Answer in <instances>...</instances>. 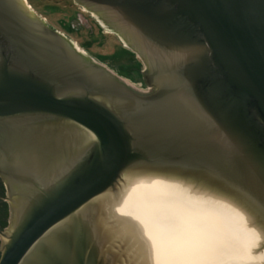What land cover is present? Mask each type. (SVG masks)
Here are the masks:
<instances>
[{
	"label": "water",
	"instance_id": "95a60500",
	"mask_svg": "<svg viewBox=\"0 0 264 264\" xmlns=\"http://www.w3.org/2000/svg\"><path fill=\"white\" fill-rule=\"evenodd\" d=\"M148 90L0 0V264H264V0H74Z\"/></svg>",
	"mask_w": 264,
	"mask_h": 264
},
{
	"label": "rangeland",
	"instance_id": "374dc122",
	"mask_svg": "<svg viewBox=\"0 0 264 264\" xmlns=\"http://www.w3.org/2000/svg\"><path fill=\"white\" fill-rule=\"evenodd\" d=\"M27 1L39 16L76 42L92 58L132 83L143 80L137 66L142 64L143 70L144 65L136 53L123 44L114 32L105 30L89 11L81 8L74 0ZM123 73H129L135 79ZM8 221L9 214L7 221L0 218V229L7 228Z\"/></svg>",
	"mask_w": 264,
	"mask_h": 264
},
{
	"label": "flooded vegetation",
	"instance_id": "af4514ba",
	"mask_svg": "<svg viewBox=\"0 0 264 264\" xmlns=\"http://www.w3.org/2000/svg\"><path fill=\"white\" fill-rule=\"evenodd\" d=\"M27 3H28V1H27ZM29 4V3H28ZM30 6H31V4H30ZM32 7V6H31ZM76 43V42H75ZM134 52V51H133ZM137 55V54H136ZM141 72H142V70H141ZM142 76H143V74H142ZM137 87H139V88H141V89H144V90H148L149 88H148V86L146 85V81H145V79H144V76H143V81L142 82H133ZM4 190V191H3ZM7 193H6V186H5V183H4V181H3V179H2V177L0 176V201L1 202H7L5 199H4V196L6 195ZM7 204H8V202H7ZM8 208H9V204H8ZM9 214V213H8ZM0 227H2L1 225H0Z\"/></svg>",
	"mask_w": 264,
	"mask_h": 264
},
{
	"label": "trees",
	"instance_id": "16d2710c",
	"mask_svg": "<svg viewBox=\"0 0 264 264\" xmlns=\"http://www.w3.org/2000/svg\"><path fill=\"white\" fill-rule=\"evenodd\" d=\"M141 69H142V64H138L137 70L139 73H141ZM119 72H122V71H119ZM123 74L129 78L135 79V77L133 75H130L129 73H123ZM142 81L143 80H140L139 82H142ZM0 218L7 221V218H8V204H7V202H1L0 201Z\"/></svg>",
	"mask_w": 264,
	"mask_h": 264
},
{
	"label": "bare ground",
	"instance_id": "6f19581e",
	"mask_svg": "<svg viewBox=\"0 0 264 264\" xmlns=\"http://www.w3.org/2000/svg\"><path fill=\"white\" fill-rule=\"evenodd\" d=\"M27 1V0H26ZM28 4V3H27ZM28 5H30V4H28ZM32 8V7H31ZM111 32V31H110ZM77 44V43H76ZM78 46V45H77ZM127 46V45H126Z\"/></svg>",
	"mask_w": 264,
	"mask_h": 264
}]
</instances>
